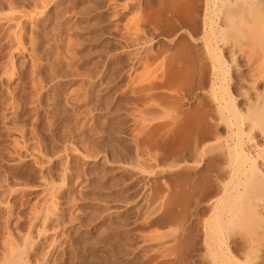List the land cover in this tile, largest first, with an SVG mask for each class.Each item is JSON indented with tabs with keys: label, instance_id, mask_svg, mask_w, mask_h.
Here are the masks:
<instances>
[{
	"label": "rangeland",
	"instance_id": "374dc122",
	"mask_svg": "<svg viewBox=\"0 0 264 264\" xmlns=\"http://www.w3.org/2000/svg\"><path fill=\"white\" fill-rule=\"evenodd\" d=\"M157 2L0 0V264H264L247 197L227 223L180 188L198 162L168 161L197 101L167 62L201 46Z\"/></svg>",
	"mask_w": 264,
	"mask_h": 264
},
{
	"label": "bare ground",
	"instance_id": "6f19581e",
	"mask_svg": "<svg viewBox=\"0 0 264 264\" xmlns=\"http://www.w3.org/2000/svg\"><path fill=\"white\" fill-rule=\"evenodd\" d=\"M157 3L159 12L168 19L177 17L178 20L180 12L185 11V16H190L187 27L192 26L191 30L198 33L199 39L196 37L201 46L192 49L184 42L186 46L180 44L183 49L177 50L167 62L168 70L181 87H190L189 92L185 89L188 99L197 101L187 115L191 126L184 133L181 150L168 158L171 164L191 159L199 164L194 167L193 177H187L191 179H185L180 188L186 186L189 196L197 194L201 198L214 188L216 195H220L218 205L228 207L227 223L233 222L230 218L237 211V201L243 199L242 196L247 197L246 213L262 217L263 223L258 227L264 236V0H158ZM197 92H201L202 97H198ZM182 109L176 111L177 116L183 114ZM176 115L169 117V130L183 123ZM208 143H220L221 147H217L223 148V152H213ZM219 174L227 176L228 182H218ZM220 215L223 217V213ZM218 217L220 230H225L222 228L226 222ZM231 224L228 227L231 228Z\"/></svg>",
	"mask_w": 264,
	"mask_h": 264
}]
</instances>
